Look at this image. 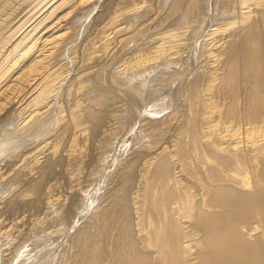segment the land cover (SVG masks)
<instances>
[{
    "label": "bare ground",
    "instance_id": "bare-ground-1",
    "mask_svg": "<svg viewBox=\"0 0 264 264\" xmlns=\"http://www.w3.org/2000/svg\"><path fill=\"white\" fill-rule=\"evenodd\" d=\"M42 1L35 17L29 16L31 22L26 25L28 21L22 19L21 31L15 29L19 33L14 32L15 38L0 55V264H95L96 255L101 257L99 264H110L115 250L126 256V264H182L183 260L193 264V246L198 264H264V156L254 166L257 180L240 182L234 172L245 169L248 148L235 147L231 152L219 147V142L207 138L210 131L205 124L211 112L205 107L209 95L219 89L222 93L235 90L239 70L250 78V84L244 82L246 113L252 119L262 115L264 0H169L166 6L167 0H160L164 18L173 16L179 23L195 17L186 23L188 32L178 34L182 29L174 27L149 40L144 36L147 41L130 48L118 72L108 68L109 59L102 58L94 66L80 60L68 79L69 69H62L60 59L90 15L82 43L95 54L103 53L116 34L127 39L134 35L129 33L134 32L132 23L138 17L119 26L109 21L113 15L120 18L111 16L120 6L117 0H38L36 4ZM132 1L121 3L128 7L136 2ZM152 6L142 7L146 13ZM76 8L81 10L76 13ZM210 22L213 27L206 36L222 35L214 38L212 51L210 38L198 43ZM173 34L189 46L185 55L178 40V49L171 51L167 42ZM208 51L215 65L193 68V62ZM217 64L219 68L230 64L233 72L214 71L219 70ZM184 71L190 74L182 82V108L159 117L150 115L176 105L178 86L170 83ZM160 83L170 86L156 95ZM58 96L64 98L66 114L62 103L54 105ZM233 96L227 115L238 111ZM175 115L178 131L165 133L166 121ZM136 120H141L138 130L133 127ZM128 134L132 146H138L124 152L131 145ZM259 148L257 153L262 152ZM118 151L124 153L122 158ZM192 155L200 163L191 161ZM114 161L115 168L109 170ZM77 165L82 168H74ZM194 168L203 177L198 199L194 194L198 191L192 193L179 177L195 178ZM96 199L90 220L75 227L76 219ZM252 216L260 220L259 230L258 222L240 227ZM251 229L256 231L249 233ZM191 235L195 236L183 240Z\"/></svg>",
    "mask_w": 264,
    "mask_h": 264
},
{
    "label": "rangeland",
    "instance_id": "rangeland-1",
    "mask_svg": "<svg viewBox=\"0 0 264 264\" xmlns=\"http://www.w3.org/2000/svg\"><path fill=\"white\" fill-rule=\"evenodd\" d=\"M38 0H0V55H1V53H4L5 52V50H6V48H7V46L6 45H9L10 43H11V41L15 38V36H16V33L18 34L20 31H21V29L22 28H20V24H21V22H22V19L23 20H25V22H26V20L28 21V22H26V25L29 23V22H31L33 19V17H35V16H33V14L34 13H36L35 11L37 10V8H39L42 4H43V1L42 2H40V3H38V4H36V2H37ZM45 1V0H44ZM121 1L122 0H117V3H120V6H119V4H118V7H117V11L118 12H121V13H113V11L114 12H117V11H115V10H113L112 11V14H111V16L113 15V14H115V17H117V15L118 16H120V18L119 17H117V18H113L114 17V15H113V17H111L113 20H114V22H113V20H110L109 19V21H111L112 23H114V24H121L122 25V23L123 24H125V21H129V20H131L132 19V17L134 18V19H132L131 21H129L130 23H132L133 22V20H135V18L137 19V17H138V19H139V21H138V19L137 20H135V21H137V22H133L132 23V25L134 26V29L131 31V32H133V33H129V35H132V34H134V35H132V36H128V37H130L129 39H127L126 37H125V35H122V34H116L115 36H114V38L112 39L111 38V40H113V41H110L109 43L110 44H108L107 46H109V47H106L105 49H104V52L103 53H101L100 51H103V50H97V52H99V53H97L96 52V50H95V52H96V54L94 53V49H91V47H89L88 45L87 46H85L84 47V44L82 43L83 41V38L82 37H84V35H83V33H85L86 32V30H87V28L89 27V24L88 23H90V21H92L91 20V15L89 16V18H87L88 20L87 21H85L84 22V25H82L81 27H80V29H79V36L77 35L76 37H74L73 39H71V41L67 44V51H66V55H65V57H61V61L60 62H62V69H64V71H66V70H68L69 72H68V74H67V78L66 79H68L69 78V75L70 76H72L74 73H75V71H76V64H77V62H82V61H84L83 63H85V62H87V65H91V66H94V64L95 63H97L99 60H102L103 61V59H109L108 60V68H110V69H113V68H117V69H115V71H117V70H119V68L121 67H124V62H123V60L129 55L128 53L130 52V48H135V47H137L140 43H145L147 40H149V39H151L154 35L155 36H158V35H160L164 30H165V32H166V30L167 29H171V31H168L167 33H170V32H172V28H176V31H177V29L179 30L180 28L182 29H180L181 31H178V34H180V32L181 33H186V32H188V30L189 29H187V27H185L186 26V23H189V21H190V23L192 22V19H194L195 17H192L191 19H187L188 21L186 22V21H179V23L178 22H176L175 21V19L176 18H173V16L171 17V16H167V17H165L164 18V16H165V14L162 12H160V11H163L162 9H161V6H159V2H161L160 0H146V1H139V0H136V2L134 3L133 1V3L132 4H130L131 6H128L127 7V5H125V4H123V3H121ZM104 2V0H102L101 1V3H103ZM148 2V3H147ZM155 2H157V3H155ZM168 2H169V0H167L166 2H164V5L166 6L167 4H168ZM139 3H142L143 5L142 6H144V5H150V6H152V9H151V11L149 10V11H147L146 13H145V8L144 7H142L141 6V4H139ZM153 3V4H152ZM37 5V6H36ZM101 5V4H100ZM99 5V7H97L96 9L98 10L101 6ZM139 5V6H138ZM161 5V4H160ZM81 6H79V8H80ZM131 7V8H130ZM142 7V8H141ZM155 7V8H154ZM159 7H160V9L161 10H159ZM79 8H76L77 9V11H75L76 13H78V11L79 10H81V9H79ZM124 8V9H123ZM128 8V9H127ZM137 8V9H136ZM138 8H141V9H138ZM143 8H144V11H143ZM154 8V9H153ZM95 9V10H96ZM130 10V11H126V10ZM125 10V11H124ZM157 10V11H156ZM239 11H240V9H238ZM132 11H134V12H132ZM128 12H130V14L131 13H135V14H129ZM138 12V13H137ZM39 13V11H37V14ZM126 13V14H125ZM162 14V15H161ZM34 15H36V14H34ZM141 15V16H140ZM32 17V18H30V17ZM122 16V17H121ZM124 16V17H123ZM129 16V17H128ZM27 17V18H26ZM128 17V18H127ZM161 17H163V18H161ZM12 18V19H11ZM73 18V17H72ZM121 18H123L122 20H121ZM130 18V19H129ZM150 18V19H149ZM155 18V19H154ZM21 19V20H20ZM29 19H30V21H29ZM89 19H90V21H89ZM117 19V21H115ZM143 19V20H142ZM153 19V20H152ZM160 19H163L162 21L160 20ZM171 19H173L172 21H171ZM198 19V18H197ZM70 20H72L73 21V19H70ZM119 20H121V21H119ZM150 20H152V21H150ZM166 20V21H165ZM220 19H218V21H219ZM124 21V22H123ZM128 21L126 22V23H128ZM148 22V23H140V22ZM168 21H170L169 23H168ZM116 22V23H115ZM121 22V23H120ZM151 22V23H150ZM172 22V24H170ZM181 22H183V23H181ZM213 23L214 22H210L209 24L210 25H208L209 27H207L206 28V30L204 31V33L203 34H205V36L203 35V34H200V39H198V43H200V42H203V40H204V37H208V38H210L209 39V41H212L213 42V44H214V41L216 40V39H219V37L220 36H222L221 34H218V33H212V36H211V34L209 35L208 34V36H206V33H208L210 30V27L212 28L213 27ZM25 24V23H24ZM23 24V26L25 27L26 25H24ZM136 24V25H135ZM139 24V25H138ZM142 24V26H140ZM145 24V25H144ZM148 24V25H147ZM175 26H174V25ZM179 26V27H176L177 25ZM183 24H184V26H183ZM212 24V25H211ZM16 25H19V26H16ZM70 25L71 26H73V24H71L70 23ZM87 25V26H86ZM118 25V26H119ZM2 26V27H1ZM22 26V27H23ZM111 26H112V24H111ZM144 26V28H142ZM147 26H148V29H147ZM170 26H173V27H170ZM182 26V27H181ZM188 26V25H187ZM215 26V25H214ZM18 27V28H17ZM23 27V28H24ZM137 27V28H136ZM146 27V28H145ZM186 28V30H185V28ZM135 28H136V30L137 31H135ZM141 28V29H140ZM174 28V29H175ZM18 31V29H19V32H17L16 30ZM83 29V30H82ZM174 29H173V31H174ZM85 30V31H84ZM110 30H111V28L109 29V30H107L108 31V33H110ZM141 30H143V31H141ZM151 30V31H150ZM209 30V31H208ZM2 31V32H1ZM140 31V32H139ZM183 31V32H182ZM184 31H186V32H184ZM208 31V32H207ZM14 32H16V33H14ZM135 32H138L137 34H135ZM154 34H153V33ZM2 33V34H1ZM15 35H14V34ZM166 33V34H167ZM9 34V35H8ZM12 34V35H11ZM148 34H150V35H148ZM175 34V33H174ZM173 34V36L172 37H170V38H172L171 39V41H173V43L171 42V41H168L167 42V44H170L173 48L171 49V51H173V49L175 50V49H178L177 48V45H178V42H179V44H181V45H183V46H181V45H179L178 47L180 48H182L181 50L182 51H184L182 54L183 55H185L186 53H185V51L187 52V50H188V48H189V46H186L187 44H185L184 45V41H179V40H184L181 36V38L178 36V34H176V35H174ZM82 35V36H81ZM111 35V34H110ZM120 35V36H119ZM216 35H217V37H216ZM122 36H124L123 37V39L124 40H122ZM144 36H147L146 38H147V40H146V38L144 37ZM150 36V37H149ZM175 36V37H174ZM8 37V38H7ZM13 37V38H12ZM179 37V38H178ZM119 38H121V39H119ZM170 38H169V40H170ZM174 38V39H173ZM214 38H216V39H214ZM11 39V40H10ZM143 39V40H142ZM179 39V40H178ZM212 39V40H211ZM10 40V41H9ZM119 40H120V42H119ZM122 40V41H121ZM129 40V41H128ZM177 40H178V42H177ZM142 41V42H141ZM208 41V40H207ZM72 42V43H71ZM112 42V43H111ZM138 42H139V44H138ZM170 42V43H169ZM174 42H176V43H174ZM188 42V41H187ZM81 43V44H80ZM125 44V45H124ZM138 44V45H137ZM166 44V45H167ZM174 44H176V45H174ZM210 45L211 46V51L212 50H215V49H213V47H215V44L214 45ZM4 45V46H3ZM75 45V46H74ZM127 45L129 46V47H127ZM82 46V47H81ZM168 46V45H167ZM171 46H168V47H171ZM118 47V48H117ZM122 47V48H121ZM121 48V49H120ZM129 50H127V49ZM184 48V49H183ZM186 48V49H185ZM86 49V50H85ZM92 50H93V52H92ZM110 52H109V51ZM120 50V51H119ZM116 51H117V53H116ZM124 51V52H123ZM179 52L178 53H181L180 52V49L178 50ZM95 55L94 57V59H91L90 57L93 55L92 53ZM208 53H209V51L208 52H206V54H204V55H206V57L204 56V55H202L201 57H199V58H197L194 62H193V68L195 67V68H198V69H200V68H204V67H206V65H207V69L209 68L208 66H212L213 64L215 65V62H212V60L210 59V56L208 55ZM177 54V52L174 54H172V55H176ZM183 55H181L179 58H181V57H183ZM112 56V57H111ZM115 56V57H114ZM101 57V58H100ZM209 57V58H208ZM238 57V56H237ZM66 58V59H65ZM74 58V59H73ZM79 58V59H78ZM99 58V59H98ZM103 58V59H102ZM124 58V59H123ZM70 60V61H69ZM72 60V61H71ZM80 60H82V61H80ZM199 61V62H198ZM76 62V63H75ZM121 62H123V64H121ZM238 63H240V64H242V60L241 59H238ZM121 64V65H120ZM174 63H170V65H173ZM197 64H200V65H198L197 66ZM231 64V63H230ZM230 64H226L223 68H219L220 66H219V64H217V67L219 68V70H217V69H214V71L216 70V71H220V69L221 70H224V72L222 73V74H227V73H232L233 72V69L231 68V69H229L230 68ZM119 65H120V67H119ZM175 65H177V64H175ZM74 67V68H73ZM66 68V69H65ZM126 68V67H125ZM205 68V69H206ZM208 72H207V74H210V72H211V69L210 70H207ZM210 71V72H209ZM118 72V71H117ZM190 72H193V70H191ZM190 72H188V71H184V72H182V74H181V77L179 76L178 77V79H174L170 84H171V86L172 87H176V85L178 86L177 87V91L179 92V94L180 95H178L179 97H178V100H177V102H176V105H174L173 107H170V108H166V109H164L163 111H161L160 113H157V114H155V113H151L150 115H153V116H160L161 114H164V113H167V112H171V111H173V110H175V109H177V110H179V109H181L182 108V106L180 105L181 103H182V98H183V95H184V93H185V87L184 86H182V84L186 81V78H184V77H186L187 75H189L190 74ZM72 74V75H71ZM237 74H238V77L240 78V83H239V85H238V87L235 89V90H229V91H227V92H224V93H222L221 92V90L219 89V91L218 92H214V93H212L211 95H209V99H208V101L209 102H207L206 104H205V107L207 106V110L208 111H211V112H209L208 114H210V116H209V120H208V122L207 123H205L206 124V129H208L210 132H209V134H207L209 137H207V138H209L210 140H215V142H217V145H218V142H219V147H221V148H223V149H226V150H228L229 149V151L231 150V152L234 150V148L236 147H240V146H242L243 148L244 147H246V148H248V149H245V153H247V156H250V157H247V156H245V158H246V163H247V165H246V163H245V169L244 170H241V171H238V172H234V173H237L236 174V177H240V178H237V179H239L240 180V182H242V181H245V183H252L253 181H256V180H254V178H256L255 176H257V175H255L254 174V170H255V165H257V167H258V164L261 162V160L263 159V158H261V157H263L264 156V107H263V111H262V115L260 116V117H258V118H256V119H252L251 117H249V115L246 113V111H247V109H246V101H247V98H248V92H247V90L245 89V85H244V82H245V84L246 85H248V84H250V78L249 77H246V76H244V74H243V71L242 70H239V71H237ZM211 77V76H210ZM180 78V79H179ZM184 78V79H183ZM158 81L156 80V83H157ZM183 82V83H182ZM67 82H63V86H65V84H66ZM180 84V85H179ZM160 86H161V90L160 91H156L155 92V94L156 95H159V94H161L163 91H166V89L168 88V86H170L169 84L168 85H165L164 87H162V85H161V83L159 84ZM159 85H156L155 87L157 88ZM62 86V87H63ZM182 87V88H181ZM162 88H163V90H162ZM60 90V89H59ZM93 90L94 91H98L99 89L97 88V87H93ZM182 92H181V91ZM184 90V91H183ZM61 91V90H60ZM94 91H92L93 93H94ZM59 92V91H58ZM98 92H102L101 90H99ZM184 92V93H183ZM234 93V94H233ZM59 95V94H58ZM234 95V96H233ZM232 96L233 97H235L236 96V100H237V107L238 108H236L238 111L236 112V113H233V114H229V115H227L226 114V111L228 112V108H227V104H228V102H229V100L232 98ZM180 97H182V98H180ZM214 98V99H213ZM221 98V99H220ZM57 99H58V101H57ZM57 99H56V102L54 103V105H55V107H57V103L59 102V103H62L61 104V106H63V113L64 114H66V111H65V108H66V103L64 102V98H61V97H57ZM63 100V102H62V100ZM180 99V100H179ZM239 99V100H238ZM179 102V103H178ZM53 105V106H54ZM218 105V106H217ZM150 107L151 106H149L148 108H147V110H149L150 109ZM208 108H210V109H208ZM246 110H245V109ZM244 111V112H243ZM62 113V116H65L64 114ZM144 115H147V114H144ZM58 116H59V113H58ZM179 120V118H178V116H173L172 118H169L167 121H166V124H167V127L166 128H168V130L165 132V133H170V134H176V132L178 131V120L176 119V118ZM172 119V120H171ZM170 120H171V123H169L170 122ZM173 120H175L174 122H173ZM140 121L141 120H139V121H135L134 122V125H133V127H134V129L135 130H138V124L140 123ZM137 128V129H136ZM215 129V130H214ZM225 129V130H224ZM218 133H217V132ZM236 131V132H235ZM213 132L217 135H215V134H213ZM223 134V135H222ZM135 135H133V137H134ZM215 136H216V138H215ZM218 136H219V138H218ZM128 138L129 139H127V141L129 142V141H131V142H133L132 140H133V138H132V136H131V134L129 135L128 134ZM132 138V139H131ZM215 138V139H214ZM222 138V139H221ZM217 139V140H216ZM221 139V140H220ZM219 140V141H218ZM238 140V141H237ZM226 141V142H225ZM131 142H129V144H131ZM222 142H223V144H222ZM255 142V143H254ZM222 145H221V144ZM225 143V144H224ZM260 143V144H259ZM241 144H245V146H243V145H241ZM255 144V145H254ZM229 146V147H227V146ZM261 145V146H260ZM132 146V144L131 145H129L128 146V150L127 151H124V152H128V151H130L131 149H130V147ZM134 146V147H133ZM133 148L135 149L138 145L137 144H133ZM231 146H232V148H231ZM256 146V147H255ZM259 146H260V148H259ZM261 149L262 150V152L261 153H257L256 151H259V150H256V149ZM252 149V150H251ZM249 151V152H248ZM7 153H9V152H7ZM118 155H120V156H118V158H122L123 156H124V153L122 154V152L121 151H118ZM250 155H249V154ZM258 154V155H257ZM40 155V154H39ZM38 155V156H39ZM246 155V154H245ZM253 157H252V156ZM257 156H259V157H257ZM253 158H255V159H253ZM258 158V159H257ZM190 159H191V161L193 160V162H195V163H200L198 160H199V158L197 157H195L194 155H192V156H190ZM259 159H261V160H259ZM259 160V161H258ZM250 162V163H249ZM254 162V163H253ZM256 162H258V163H256ZM115 164H116V161H114L113 162V166L111 165V166H109V170H113L114 168H115ZM253 165V166H252ZM78 167V169H80V167L81 166H79V165H77L76 167L74 166V168H77ZM251 167V168H250ZM82 168V167H81ZM111 168H113V169H111ZM254 168V169H253ZM178 169V168H177ZM177 169H175V172H176V174H178L179 172H177L176 170ZM77 170V169H76ZM194 170H195V175H196V177L195 178H193L192 177V179L191 178H189L188 176L184 179V176L183 175H179V177L181 178V181H182V183L184 184V185H186V187L188 188L189 187V189L191 190V192L192 193H194V192H197L198 191V193H194V194H196L195 196V198H197L198 196L200 197V194H201V191L200 190H202V188H201V186H202V179H203V177H202V172L199 170V168H194ZM241 172V176H239V173ZM253 172V173H252ZM243 175V176H242ZM254 176V177H253ZM183 178V179H182ZM241 179H242V181H241ZM244 179V180H243ZM247 181H249V182H247ZM244 183V182H243ZM194 184V185H193ZM190 185V186H189ZM102 186H104V184L102 183ZM195 189V190H194ZM198 189V190H197ZM200 189V190H199ZM103 191V187L102 188H100V190H99V194L101 193ZM56 193V192H55ZM7 194V192H3V195L5 196ZM98 194V195H99ZM199 194V195H198ZM55 195V194H54ZM57 195V194H56ZM55 195V196H56ZM198 197V198H199ZM197 198V199H198ZM60 200V199H59ZM98 199H96V201H94V203H93V201L92 202H90V208H89V210L87 209L86 211L87 212H85V213H83L82 214V216H80L78 219H76L77 220V224L75 225V227L77 226V225H81L82 223H84L85 221L87 222V221H89L90 220V218H91V214H94L95 213V209H93V207H95L96 205H97V201ZM58 201V200H57ZM66 203H67V201H63V205L65 204L66 205ZM64 205V206H65ZM171 205H173V206H175L176 205V202L175 201H171ZM93 209V210H92ZM91 210H92V212H91ZM77 213V209L75 210V215H77L76 214ZM88 216L90 217V218H88ZM255 220H254V219ZM257 217H248L247 218V220L245 221V222H243V224L240 226V227H243V225H245L246 227L248 226V227H254V226H256V223L259 221L260 222V220L258 219H256ZM66 219V218H65ZM67 220V219H66ZM65 220V221H66ZM80 220V221H79ZM84 221V222H83ZM251 221V222H250ZM256 221V222H255ZM257 223V230H259V227L258 226H260L261 224L260 223ZM248 223H250V224H248ZM255 223V224H254ZM260 224V225H259ZM71 232H70V234L71 233H73L74 231H75V228H72L71 230H70ZM254 231H256V230H254V229H251V230H249V233H253ZM195 235H191V236H189V238L186 236V237H184L183 238V240H188V239H191V238H193ZM64 240H65V238H63L62 239V241H60L59 243H61V245L64 243ZM147 240V239H146ZM139 245H140V243H138ZM7 244H5V246H6ZM138 245V246H139ZM57 249H59V247L57 248ZM196 249H197V247H195V246H193V248L191 249L192 251H191V254H190V257H191V259H190V261L191 262H193V264H198V258L196 257V255H197V251H196ZM115 250V249H114ZM195 251H196V253H195ZM114 252V251H113ZM118 252V253H117ZM114 253H116V254H114ZM113 253V255H115L114 257H113V255H112V260H113V262L111 261V263L110 264H126L127 262H126V256H124L123 254L121 255V253L122 252H120L119 250H115V252ZM103 256H105V254H103ZM124 256V257H123ZM121 257H123V258H121ZM101 259V257L99 258V255L97 256L96 255V257H95V259H92L93 261H94V263L95 264H99V263H101L102 261L100 260ZM91 260V261H92ZM125 260V261H124ZM93 261L92 262H90V263H93ZM96 261V262H95ZM184 262H182L181 261V263L183 264H187L185 261L186 260H183ZM189 261V262H190ZM190 262V263H191Z\"/></svg>",
    "mask_w": 264,
    "mask_h": 264
}]
</instances>
